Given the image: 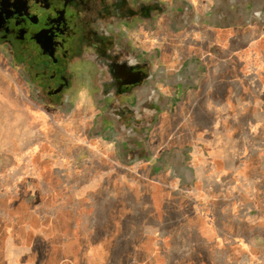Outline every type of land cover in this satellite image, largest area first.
Returning <instances> with one entry per match:
<instances>
[{
    "label": "crops",
    "instance_id": "0c3cea01",
    "mask_svg": "<svg viewBox=\"0 0 264 264\" xmlns=\"http://www.w3.org/2000/svg\"><path fill=\"white\" fill-rule=\"evenodd\" d=\"M75 3L65 6L66 16L60 15V21L73 24L59 37L67 47L63 63H56L58 54L47 66L40 63L41 70L55 69L56 80L67 83L63 97L47 98L52 86L44 84L48 76L41 77L40 86L30 82L28 73L22 76L36 102L76 110L78 119H87V138L110 145L125 157V166L135 167V179L145 183L140 194L154 207H105L111 196L104 191L97 194L93 208L74 206L67 191H53L49 201L27 207L19 200L10 204V197L0 194V264L232 261L231 254L203 259L185 253V247L192 251L196 241L206 249L232 247L225 238L218 243L210 225L201 220L202 200L241 197L239 188L249 179L264 184V175L249 172L264 167V0ZM202 32L210 33L208 42ZM111 58L127 59L144 70L145 81L127 96L105 90L111 81L102 86L95 82L94 75L101 73L97 63ZM174 110L182 118L193 111L194 118L209 119V126L193 128L191 145L159 147L150 140L155 121ZM237 181L240 186L233 192ZM60 195H65V203ZM88 196L87 189L77 195L86 202ZM260 197L264 200V193ZM188 202L197 238L192 242L178 228ZM254 202L263 231L264 203ZM171 214L177 218L171 219ZM170 222L175 227L169 233L165 228ZM246 241L264 246V237Z\"/></svg>",
    "mask_w": 264,
    "mask_h": 264
},
{
    "label": "rangeland",
    "instance_id": "374dc122",
    "mask_svg": "<svg viewBox=\"0 0 264 264\" xmlns=\"http://www.w3.org/2000/svg\"><path fill=\"white\" fill-rule=\"evenodd\" d=\"M76 1L0 0V194L10 197V204L19 200L27 207L49 201L53 191H67L69 198L73 197L74 206L93 208L97 205V194L104 191L111 196L105 199V207L121 205L151 210L154 204L140 194V190H145V183L135 179V167L119 162V154L114 153L110 145L87 138L88 120L78 119L76 110H55L36 102L30 83L22 76L28 73L35 86L43 84L42 76H48L44 84L49 83L54 89L55 85L49 80L53 81L55 75L59 78L58 73L49 67L41 70L40 63L47 66L53 62L55 54H58L56 63H63L67 47L59 37L64 32L69 33L73 24H68L69 19L65 22L60 19L67 14L65 6ZM201 36H206L208 42L210 33L202 32ZM188 113V118H182V113L175 111L161 120L153 136L154 143L159 147L191 145L193 128H206L210 120L194 118L193 111ZM249 169L250 175H264V167L258 168V172ZM249 180L239 188V192H244L241 197L207 199L200 205L201 220L210 225L212 237L218 243L223 238L227 242L231 240L233 246L220 244L206 249L196 241L197 246L192 251L185 247V253L200 255L203 259L215 253L233 257L230 262L212 264H264V246L246 243L248 239L264 237L263 222L258 221L257 206L253 205L254 201L256 205L257 201L264 203L260 197L264 184ZM237 182L232 184L233 192L238 191L235 186H240L241 182ZM86 189L87 202L77 197ZM253 191L260 200L254 199ZM184 213L185 221L178 224V228L184 230L185 240L192 242L197 238L192 233L190 202ZM170 218L176 219L177 215L171 214ZM174 227L170 222L165 230L170 233Z\"/></svg>",
    "mask_w": 264,
    "mask_h": 264
},
{
    "label": "flooded vegetation",
    "instance_id": "af4514ba",
    "mask_svg": "<svg viewBox=\"0 0 264 264\" xmlns=\"http://www.w3.org/2000/svg\"><path fill=\"white\" fill-rule=\"evenodd\" d=\"M117 57L119 59V56ZM121 57L123 59V56ZM97 66L99 67V69L96 71H100L101 73L99 75H97V73L96 75H94L95 82L97 84L98 83L101 84V86L106 85V82L108 81L113 82L111 84L109 83V87H106L105 90L109 91L111 88V90H114V93L116 95L122 93L125 94V96H127L129 94V91L134 90V87L138 86L139 84H142L145 81V74L143 75L144 70H140L138 65L135 64V62H129V60L127 59L118 62L114 58H111L110 60H105V62H101L100 64L97 63ZM134 69L137 71H135ZM132 72H137V73L134 74ZM98 76L99 78H97ZM53 85H55L54 89H50V90L48 89L47 91L48 94L46 95L47 98H51L52 101L60 97H63V94L67 89V83L64 82L63 80L59 82L55 81ZM175 111L176 110L172 111L171 113H174ZM160 122L161 119L155 121L153 132L150 138V140L153 143H154L153 136L156 134V131L158 130L157 126L158 123ZM113 152L119 154L118 157L119 162L122 163V160L124 162L125 157L122 156L119 151L113 150Z\"/></svg>",
    "mask_w": 264,
    "mask_h": 264
}]
</instances>
